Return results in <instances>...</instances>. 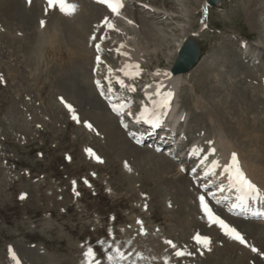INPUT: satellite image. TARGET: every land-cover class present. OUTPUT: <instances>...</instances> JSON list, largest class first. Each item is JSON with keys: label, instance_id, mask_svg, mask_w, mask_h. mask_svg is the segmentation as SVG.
Here are the masks:
<instances>
[{"label": "rangeland", "instance_id": "374dc122", "mask_svg": "<svg viewBox=\"0 0 264 264\" xmlns=\"http://www.w3.org/2000/svg\"><path fill=\"white\" fill-rule=\"evenodd\" d=\"M86 1L92 3V0ZM251 1L222 0L216 8L209 6V10H198V14H191L188 20L178 15L172 21L167 13L181 12L176 0H124V15L130 13L132 17L135 14L143 18L146 15L147 20L159 27L162 39L159 36L156 41L160 43L161 52L153 53L151 46L147 54L142 48L143 71L132 80L123 77L124 63L119 52L121 45L119 50L118 46L126 42V34L122 29L109 28L107 31L109 29L99 27L97 38L103 31V39L107 40L104 42L106 51L102 54L104 61L98 68L94 65V43L90 44L89 53L85 55L89 59L88 81L94 93L83 99L87 90L80 86V98L84 101L89 98L101 104L93 106L108 111L102 85L98 87L94 79L101 78L106 86L121 94L122 85L116 80L121 77L128 88L134 82L139 86H133L138 92L136 96L126 97L122 93L118 98L124 102L118 101V104L138 112L142 108L143 88L158 83L152 71L171 66L169 58L182 41V30L200 31L199 36L188 38H194L200 46V63L203 60V64L180 86L176 99L178 107H186L189 112L187 130H191V135L188 139L195 137L193 134L202 123L203 126L209 123L210 127L209 119L194 108L195 98L202 93L203 99L209 98V105L214 111L216 109L217 113L213 112V115L224 120L221 124L226 127L227 136L238 134L239 142L250 149V139L264 136V42H260L258 36L262 32L264 39V24L261 23L262 28L257 32L246 20V9L253 5ZM47 11L46 18L50 20L52 16H49L56 13L54 8ZM0 14V77L3 78L0 82V264H14L9 255L10 247L21 264H85L84 252L89 247L101 264H110L107 255H115V252L108 249L109 244L121 246L128 256L126 261L118 264H264V221L230 216L225 205L213 204L211 189L200 190L210 178L201 181L199 170L188 176L174 171L171 162L176 154L154 152L152 142L138 145V150L134 148L130 152L142 153L146 149L159 159L154 160V166L142 163L134 168L133 163L118 157L121 145L123 149L124 144L131 141L122 143L121 134L124 138L133 134L125 120H116L122 132L118 129L121 134L110 147L95 126L92 125L93 130L84 126L86 119L79 123L72 119V113L60 102L59 93L46 82L45 72L53 66L71 70L81 58L76 41L70 43L65 33L62 41H47L39 62L43 72L39 71L36 78L25 66L32 50V20L29 16L19 21L18 16ZM93 19L89 22L90 36H94L97 27ZM122 20V16L116 18L119 24ZM140 37L142 42L147 39ZM243 37L249 39V54L256 52L259 59L240 54V60L234 58L239 49L241 53L246 51L240 47ZM206 87L207 90L203 89ZM222 107L227 108V115L221 113ZM122 124L127 127L122 128ZM243 135L248 141L242 138ZM258 147L257 151L264 153V146ZM86 149H91L102 162L90 157ZM162 159L169 161L162 163ZM126 162L131 171L125 167ZM185 176L189 177V184L184 188L187 194L180 196L178 188L183 185ZM193 182L199 185L194 186ZM201 195L205 196L210 208L213 207L215 215L244 237L246 245L229 239L218 226L209 224L198 204ZM174 196H179L178 203L173 202ZM138 220L143 223V234ZM252 228H258L259 234L254 235ZM149 230L159 233L158 237H153ZM196 234L210 239L208 248L194 242ZM165 241L174 242L176 248ZM178 249L192 253L178 257L175 255ZM141 256L144 258L140 259Z\"/></svg>", "mask_w": 264, "mask_h": 264}, {"label": "bare ground", "instance_id": "6f19581e", "mask_svg": "<svg viewBox=\"0 0 264 264\" xmlns=\"http://www.w3.org/2000/svg\"><path fill=\"white\" fill-rule=\"evenodd\" d=\"M31 1L28 0L26 3L24 0H0V13L11 14L15 18H17V16H18L19 21L20 20L24 21L25 18H28V16H29L27 14L28 13L27 10H29L28 8H31V9L35 8L37 11H40L39 12L40 17L42 16L41 21H44L45 22L44 24H46L48 22L47 18H46V14L48 12L47 10H49L48 3L45 0H35V1H32V4H30ZM176 1L181 6V10H180L181 12H179V11L175 12L174 11V12H172V14L167 13L166 16L169 17L172 21L174 20V18L179 17L178 15L184 16L187 19V18H190V16H192L191 14H193V15L198 14L197 13L198 10H203V11L209 10L207 0H176ZM256 1H258V0H252L251 2H253V5L249 6L246 9V20L248 21V23H250L252 25L250 27H253L258 32L262 28L261 23L264 24V0H260L259 2H256ZM86 2H88V3H86ZM67 3L77 5V9H76L75 13L73 15L68 16V15L62 14L59 11V8H57L58 10H56L54 8V11L56 14L53 13V15L51 14L49 16V18L52 16L51 21H49V23H53L54 27L50 31H48L46 29H45V31L43 30L44 32L41 33V36L37 37L35 44H33L34 45V53L36 52L37 58L39 59V54H38L39 49H41L42 45L44 44V41L56 40L59 36V33L62 31L66 34L67 38L70 40L71 43H72V41H76L75 44H78V49H79L78 52L80 54L79 56L81 57L80 58L81 59L80 60L81 61L80 66H81L82 70H84V71L78 77V80L76 83V90L78 93L79 104H77V106H75V107H77V108L79 107V109H81L80 112L78 111L79 113H81L80 117L83 116V118H84V116H85L84 119H86V121L88 123H90V124L92 123V125L96 126L98 128L100 134L103 137H105V139H108L109 143L112 144L115 140H117L118 136L121 134L120 133L121 130L117 126V121H116L117 118L109 110L104 112L102 109H99L96 106H93V105L100 106L101 104L90 101L89 98H88V101L83 100V99H85V95L89 94V96H90L91 94L94 93L93 88L90 84V81H88V80H90V78L88 77L87 73H85V72H87V68L89 66L88 65L89 59L86 58L85 54L89 53L90 44H93V43H94V46L97 44H100V46L102 47V50H104V42L101 40V37L97 38V35H98L100 29H102V28L109 29L104 23L105 18L107 17L109 19V21L115 26L114 28L122 29V30H124V32L126 34L125 35L126 40L124 38V40L126 42H124V44L120 43L119 48H118V50H119L120 45H121V49L119 50V52L122 56L124 65H126V64L127 65H137L138 64L139 65V73H141V71H143L141 66L144 63L143 54L144 53L148 54L149 47L153 46V53H155V54H158L159 51L161 52L160 43L158 41H156V38L160 36V39H162L161 38L162 32L159 29V27H155V25L152 21L147 20L148 17L146 15H144V18L143 17H137L135 14L132 17L130 13H127L126 15H124L125 5L120 10L119 16L120 17L122 16L123 20H122V24H119L118 21H116L117 16L115 14H113L110 11V9L108 7H106L105 5H103L102 3H100V4L95 3L94 4V2H92L90 4V2L86 1V0H67ZM151 6L156 7V9H158L157 6H154V5H151ZM196 6H197V8H196ZM258 10H261V11H258ZM174 14L177 16H175ZM37 17H39V16H37ZM91 18H94L93 19L94 22L97 23L96 31L94 33V36L96 37L95 40L92 39L93 36H89V34H90L89 31L90 32L92 31V28L89 27V25H91L89 23ZM129 21H132V23H129ZM94 22H91V23L93 24ZM100 24H102L103 26H99ZM138 24L140 25V27L137 26ZM99 27H100V29H99ZM203 27H204V25L202 24V28ZM111 29H113V28H111ZM187 29L185 28L182 30V34H183V36H182L183 38H181L182 41H180V43H178V45L176 46V51H174V54H172V56H170V58H169V63L171 64V66H169L163 70H160V71H156V70L152 71V75L158 80V83L153 84V85H149V86L147 85V87L144 89V95H146V97L148 99V103H150V105H147V102L145 103L144 100H142V102H141L142 104L147 105V106H145V109L147 111L146 116H150V117L154 116L155 115L154 112L158 111L163 117H165V120H164L165 124H164V128L162 129V131L167 132V130L168 131L170 130V132H172L173 135L176 134V135L181 136L180 137V138H182V142H181L182 144L180 145L181 147L178 145L179 150L176 151V153H175L176 157H178V158L174 160V162H176V163L171 162V164H172L171 166L174 169V171L177 170L179 173H185L186 172L185 170H187L188 168H190L191 171L193 169L194 170L200 169L202 171V174H206V173L209 174L210 173L212 175L211 176L212 177L211 183L216 182L217 184H219L218 193H217L218 198L215 201H213V203H217V201L219 199L230 201L233 197L238 198V196L240 195V192L232 187L231 175L228 173H225L223 170V167L230 162L232 153H235L237 155V158L239 161V167L245 173L247 178L250 179L253 183H255L258 186V188H260L262 191H264V156H263L264 153L261 151H257L258 145L264 146V136L262 135L263 138H262V136L260 138L255 137L256 138L255 140L250 139V143L252 144V147L250 149H249L248 145H246V144L243 145L242 141L239 142L240 138L238 137V134H235L233 132L234 134L231 135L232 137L227 136V134L225 132L226 127L224 128L223 127L224 125L221 124V122H223L224 120L222 119V117H221V120L220 119L218 120L219 114H217L218 117H215L213 115V112L215 114V113H217V111H216V109L214 111V109L209 105V102H208L209 98L204 97V99H203L202 93L200 96L195 98L194 108L199 110L201 112V115H203L209 119L210 127H209V123H206V124L204 123V126L202 123V125H200L198 127V131L194 132L193 135H195V137L193 136V138L191 140L188 139L189 135H191V134H189L191 132V130L190 131L187 130V128L189 126L188 121H190L188 118L189 112H188V109L186 107H182V106L178 107L179 103L176 101V99L179 96L177 95V91L180 88V86L184 83V81L187 79L188 76L194 75L197 72V70L200 69L201 65L203 64V60L201 61V63L198 65V67L195 70H193L187 74H179V75L174 76L170 73L171 68H172V64H174L176 59H177V55H178L177 51H179L182 44L184 42L190 40V38H188L190 35L195 37V36H199V34H200V31L193 32L194 30L193 31H190V30L187 31ZM75 34H77L78 37L75 36ZM262 34H263L262 32H259V35H258V36H260V38H259L260 42H264V39L261 37V36H263ZM140 36H144V38H147L146 39L147 41L143 38L144 40L142 42L140 39L141 38ZM129 42H131L132 45ZM240 42L242 45H244L246 47L245 48L246 51L244 53H241L242 51L239 49L238 52L234 53V58H237V60H238L240 57L239 56V54H240L242 56H245V58H249L251 56V59L252 58H254V59L258 58L259 59V56L256 55L257 54L256 52H253V54L252 53L249 54V52L247 51V48H249L248 47L249 46L248 38L243 37V38H241ZM228 47L226 46V48H228ZM142 48L144 49V53L141 50ZM95 52H96L95 58L98 56H101V54H102L101 52H97V51H95ZM125 53H127V55H125ZM234 58H233V60H235ZM85 59H88V61ZM102 59H104V58H102ZM224 59H225V55H224ZM216 62H218V61H216ZM94 64L96 66L97 62H94ZM239 64H241V63H239ZM124 65H123V69L121 68L123 71V74H122L123 77L127 76L128 79L132 80L135 76L125 75L124 71L127 70V71H133L134 72L136 70L135 69H125ZM234 66L237 67L236 65H234ZM263 73H264V71L262 72V74ZM110 75H112V77H117V76H113L114 74H110ZM263 76H264V74H263ZM116 80L123 81V79L121 77H117ZM121 85L123 87L121 90V94L123 93L124 96L129 97L130 94L133 95L136 93L135 90H133L132 88H129L130 90H128V92H127L126 90L128 89V84H126L124 81ZM80 86H82L85 89V91L87 90L86 93L83 94V99L80 98V96H79V93L81 91ZM203 89L207 90V87L203 88ZM169 92H171L172 95H171V97L167 98L168 103H167V106L165 107L164 106L165 105V98L167 97V93H169ZM219 92H220V90H219ZM207 93H209V92H207ZM203 95H205V94L203 93ZM112 97L114 98V95H112ZM121 101H123V100H121ZM114 103H116V102H114ZM225 110H227V108H225ZM225 110L222 107L221 113H224L227 115V113H225ZM120 111H122V109ZM218 113H220V112H218ZM229 114H232V113H229ZM159 117H161V116H159ZM196 119L200 120V118H198V117ZM193 122H195V121H193ZM195 124H196V122H195ZM241 127H244V126H241ZM237 131H238V129H237ZM238 133H241V132L238 131ZM242 138H245L248 141L246 135ZM131 139L133 140L132 143H125L124 148H123V149H125V147H126V150L129 152L132 151V149H134V148L136 150H138L137 149L138 146L136 144L135 138L132 137ZM247 141H246V143H247ZM184 143H186V145H184ZM133 145H135V146H133ZM213 149L215 151H213ZM154 152H155V149H154ZM154 152H152V151L150 152L149 150L145 149L144 152H142V153L141 152H139V153L130 152V153L132 155L133 154L138 155L139 159L143 163H145L146 165L154 166L153 165L154 160L159 159L156 155H154L155 154ZM178 159L180 160L179 162L177 161ZM168 161L169 160H167V159H162V163H168ZM213 162H218L220 167H216L213 169L212 168ZM156 167H158V166H156ZM186 173L188 176L190 173V170H187ZM199 175H200V173H199ZM187 176H185V180H184L183 185L178 188V192H179L178 195H180V196H185L187 194L186 191L184 190V188L186 186H188V184H189V181H188L189 177L187 178ZM205 186H207V185H205ZM220 189H224V191L221 192ZM201 190H203V189H201ZM183 198H185V197H183ZM179 200H180V198H179ZM244 202H245V200L244 201L242 200L240 202V204H237L236 209L234 211H237V212L241 211L242 212ZM262 202H264V200H262L260 198H251V201H249V203L251 204L250 205V210H251L250 214H254V213L259 212L258 206ZM199 205H200V202H199ZM212 210H213V207H212ZM225 210L228 213H230L227 208ZM221 211H222V209H221ZM191 219H192V217H191ZM187 226H189V225H187ZM257 231H259L258 228H252L251 232L252 233L254 232V235H255L256 233H259ZM160 247H161V245H160Z\"/></svg>", "mask_w": 264, "mask_h": 264}, {"label": "snow or ice", "instance_id": "6c2138e0", "mask_svg": "<svg viewBox=\"0 0 264 264\" xmlns=\"http://www.w3.org/2000/svg\"><path fill=\"white\" fill-rule=\"evenodd\" d=\"M100 3L106 4L107 7L110 9V11L115 14L116 16L120 15V10L124 7L123 4V0H99ZM48 5L49 8H59V11L64 14V15H73L77 9V5L75 4H69L67 3V0H48ZM44 21H41V26H44ZM105 25L108 28H114L115 26L109 21V19L106 17L105 21H104ZM129 23H132V21H129ZM93 40L96 39L95 36L92 37ZM95 47L97 48V50H99V45H95ZM123 47V46H122ZM125 55H127V53H125ZM97 60H99V57H97ZM125 69H135L136 71H124L125 75L128 76H138L139 73V65H125ZM3 78L0 77V82H2ZM117 83H123V81L117 80ZM97 86L99 87V81H97ZM172 93L169 92L167 93V97L165 98V107L167 106V98L171 97ZM61 102L65 103V107L68 109V111L70 113H72V119L75 120L76 122H80L78 116L75 114V111L72 107V105L67 104V102L63 101V98H61ZM125 107L124 105H120L119 108H123ZM119 108H117L116 106H113V110L119 112ZM145 114H141L140 117H138V119H145ZM145 122L148 123H159V118L156 117L155 120H146ZM86 128H88L89 130H93L92 125L90 123L85 122L84 125ZM125 127H127V125H125ZM87 152V154L90 157H95V159L98 162H102V160H100V158L98 156L95 155V153L91 150V149H86L85 150ZM213 151H215L213 149ZM125 167L131 171V168L128 166L127 162L125 163ZM216 167H220V165L218 164V162H213L212 164V168H216ZM223 170L225 173H228L231 175L232 177V187L235 189H238L244 197H249V198H260L262 200H264V191H262L260 188H258V186L253 183L250 179L247 178V176L245 175V173L242 171V169L239 167V161L237 158V155L235 153H232L231 155V159L230 162L228 164H226L223 167ZM207 174V173H206ZM75 181H73V185H75ZM85 184H88V181L85 180L84 181ZM90 186V185H89ZM221 192L224 191V189H220ZM74 193L75 195H79L78 192H75L74 189ZM21 199H23L24 197L21 196ZM199 202H200V207L201 210L205 213L209 224L210 225H216L218 226L222 232L224 233L225 236H227L229 239L238 241L240 244L242 245H246L247 242L244 239V237L234 228L231 227L228 223H226L223 219H221L219 216L215 215L212 211V209L210 208L209 204L206 202L205 196L201 195L199 198ZM233 207H236V205H233ZM138 224L141 225V233L143 234V223L142 221H137ZM194 242L197 245H200L202 247L208 248L211 241L208 237L206 236H201L200 234H196L193 237ZM101 243H107L106 241H102ZM166 244H168L170 247L172 248H176V245L172 242V241H165ZM108 249H111L115 252V255L112 254H108L107 255V260L110 262V264H112V262H116V264H118L119 261H126L128 259L127 254L124 253V251L122 250L121 246H116L115 244H109L108 245ZM253 251H256L255 248L252 249ZM9 255L11 257V259L14 261V264H21L19 258L15 255L14 251L11 249V247L9 248ZM175 255L178 257L184 256V255H191V253H187L184 250H176ZM84 257H85V264H101L100 260L96 258L95 252L94 250L89 247L87 248V250L84 252ZM144 257H140V259H143Z\"/></svg>", "mask_w": 264, "mask_h": 264}, {"label": "water", "instance_id": "95a60500", "mask_svg": "<svg viewBox=\"0 0 264 264\" xmlns=\"http://www.w3.org/2000/svg\"><path fill=\"white\" fill-rule=\"evenodd\" d=\"M222 0H207L208 4L212 7H217ZM34 16H38L37 11H32ZM53 29L52 24L47 26L46 30L50 31ZM39 37L38 35L35 36V40ZM178 52L177 59L175 61L174 67L172 68V74L174 76L176 74H183L188 73L197 65L201 58V51L200 47L196 43L194 39H190L184 44H182L181 48ZM37 54L36 52L31 54L25 60V66L28 69L35 70L34 73L38 71L36 69L37 64ZM46 71V78L52 83L53 88L61 93L62 96L68 101L77 102L78 93L76 90V83L78 77L83 73L80 65H76L71 70H63L59 69L58 67H51ZM124 157H128L127 154H123Z\"/></svg>", "mask_w": 264, "mask_h": 264}]
</instances>
